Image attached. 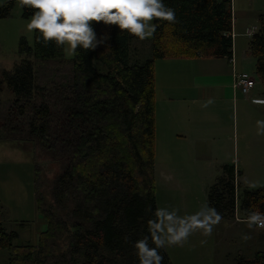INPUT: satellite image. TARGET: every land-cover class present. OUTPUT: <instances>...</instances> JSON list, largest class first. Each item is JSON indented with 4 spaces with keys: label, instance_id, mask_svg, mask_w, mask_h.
<instances>
[{
    "label": "trees",
    "instance_id": "1",
    "mask_svg": "<svg viewBox=\"0 0 264 264\" xmlns=\"http://www.w3.org/2000/svg\"><path fill=\"white\" fill-rule=\"evenodd\" d=\"M164 3L174 9L176 20L153 21L158 27L150 42L151 57L144 63H131L136 37L103 22H89L103 43L94 50L78 47L69 61L64 59V46L45 44L37 30L32 46L24 39L19 42V56L33 61H20L2 74L14 97L9 110L18 118H30V134L48 150L60 147L66 154L54 200L58 206L62 200L69 201L71 210L57 220L44 212L35 189L36 207L47 229L36 246H15L17 233H6L0 220V251L9 252L7 264H138L132 245L147 234V221L156 209L155 62L232 58V0ZM13 8V1L1 7L0 19L8 18ZM34 11L24 8L22 18H31ZM258 23L251 54L264 88V16ZM95 63L105 66L106 73H100ZM53 131H58L54 143L50 141ZM240 199L245 217L264 212V187L244 190ZM208 201L222 220L234 218V167H222ZM63 239L59 248L57 243ZM160 254L162 264H171L164 248ZM236 264H264V253L252 260L238 258Z\"/></svg>",
    "mask_w": 264,
    "mask_h": 264
},
{
    "label": "rangeland",
    "instance_id": "2",
    "mask_svg": "<svg viewBox=\"0 0 264 264\" xmlns=\"http://www.w3.org/2000/svg\"><path fill=\"white\" fill-rule=\"evenodd\" d=\"M9 1L0 0V8ZM232 12L233 18L238 21V29L240 23L247 21L244 29L241 24V29H251L250 32H252L253 27L258 28L259 15L264 14V0H232ZM30 19L22 18L20 0L14 2V8L8 18L0 19V201L4 209V230L8 233L15 232L19 234V239L13 243L15 246L33 245L34 234L42 224L35 221V189L41 195L44 212L52 213L57 220L65 218L71 210L69 201L62 200V206H58L54 200L56 181L67 165L66 154H61L60 147H57L56 151L48 150L35 135H31L28 127L30 118H18L17 115L10 113L9 109H11L10 106L14 97L6 84L3 83V79H1L4 72L12 71L20 61H33L32 58L20 57L18 54L21 39H24L29 46L33 45L34 30L28 31L26 27ZM151 39L152 37L141 41L137 38V41H132L130 49L131 63H134V61L144 63L151 57ZM238 41L242 42V46H244V43H248V40L241 36ZM136 49L140 51L139 56L136 54ZM73 57L71 50L64 46V59L69 61ZM156 64L161 63L157 61ZM94 66L100 73H106L107 71L106 67L99 63H95ZM155 74L157 94L158 98H161L160 93L165 92L164 87L167 83L172 84V82L160 70L155 71ZM248 75L256 82L254 90L264 91L254 71H251V74ZM237 92L238 96L243 98L251 95L249 93L244 96L241 92ZM248 104L238 105L234 109L231 104H226L220 100L217 106L219 105L221 108L216 109L220 115L217 124L219 125L218 129L225 131L226 134L235 135V138L237 137L238 157L241 156L242 129L256 128V121L260 120L257 110L264 109L259 105ZM210 106L212 111L215 104ZM8 110V117L5 118ZM243 110L248 113L247 118L243 116ZM263 111H261V114ZM210 125H215L212 119ZM234 128H236V131ZM57 132L53 131L50 135V141L53 143ZM155 150L157 153L155 164L156 166L162 165L165 172L163 182L157 179L156 208L177 209L178 214L183 216L195 213L205 204L209 205L210 189L222 174L219 173L214 177L205 174L198 182L195 181V176L191 174L193 179L185 182L186 187L180 190V186H176V184L180 185V146L166 140L157 144ZM230 151L231 149H229V153ZM227 157H233L232 151L231 156ZM227 161L229 162L228 158ZM209 166L218 170L219 167H222L213 166L212 164H209ZM245 183L250 186L249 191H256L264 187V180L262 179ZM15 216L26 223L29 222L23 230L12 220ZM238 218L243 221L240 223L234 222V219L220 221L222 223L214 226L210 236H204L198 230L188 238L183 246L165 247L166 257H168L171 264H236L237 254L241 251L248 259H252L251 254L253 252L251 253L247 247L259 242L261 234L264 233L259 229H249L244 223L246 219L244 215L238 216ZM245 233L251 237L247 241L241 239L242 234ZM64 243L65 240L63 239L57 245L60 248ZM5 255L6 251L0 252V264H6Z\"/></svg>",
    "mask_w": 264,
    "mask_h": 264
},
{
    "label": "crops",
    "instance_id": "3",
    "mask_svg": "<svg viewBox=\"0 0 264 264\" xmlns=\"http://www.w3.org/2000/svg\"><path fill=\"white\" fill-rule=\"evenodd\" d=\"M11 1L15 2L16 0H10L9 2ZM261 16H264V14L259 15L258 18ZM246 23L247 21L240 23L238 29V21L236 18H233L231 60L226 58L206 59L200 56L189 60H159L161 64H156L157 61L155 62V71L158 72L160 70L164 72L172 82V84L167 83L164 87L165 92L163 94L160 93L161 98H158L155 80V148L157 144L166 140H170V142L177 143L180 146V185L176 184V186H180V190L186 187L185 182L193 179L191 174L195 176V181L198 182L205 174L213 175V177L219 175V173L221 175L223 166L234 167L236 213L233 219L236 223L243 221L238 216L244 215L240 212V196L244 190H250V186H247L245 182L264 180V135H257V128H243L241 132V156L238 157L237 137L235 138V135L226 134L225 131L219 130V125H217L220 115L216 109L221 108L219 105L217 106L220 100L226 104H231L234 109L238 105H249L248 103L264 107L263 90L258 91L253 89L250 93L251 95H248L249 97L243 98L242 96H238V92L234 88L236 76L251 74V71L255 73L256 61L251 54V37L248 36L251 29L243 30ZM241 24L243 29H241ZM240 36L248 40V43H244V46L241 45L242 42L238 41ZM135 41H137V38ZM139 53L140 51L136 49L137 56H139ZM209 100L212 102L208 103ZM205 104H207L206 107ZM211 104H215V108L212 111L210 110ZM263 110H257L260 120L264 118ZM243 111V116L247 118L248 113H245V110ZM261 111H263L262 114ZM211 119L215 125H210ZM234 130L236 131V128ZM229 149H231L233 157H227L231 156ZM156 158L157 153L155 155ZM155 159L154 180L156 191L157 179L163 182L165 172L162 165L156 166ZM209 164L222 167H219L218 170L210 168ZM0 206V220L4 229V209L1 201ZM35 212V221L42 224L36 230L33 245L31 246L38 244L40 235L47 229V223L38 212L36 206ZM12 220L21 230L29 223L16 216ZM260 230L264 233V229ZM5 232L8 233L7 231ZM17 235L19 239V234L17 233ZM261 235L259 242L252 244L251 247H247L251 253L253 252L251 254L252 259L257 254L264 253V234ZM237 256V258L252 260L244 256L241 251L238 252ZM9 259L10 254L6 251L4 259L6 264Z\"/></svg>",
    "mask_w": 264,
    "mask_h": 264
},
{
    "label": "clouds",
    "instance_id": "4",
    "mask_svg": "<svg viewBox=\"0 0 264 264\" xmlns=\"http://www.w3.org/2000/svg\"><path fill=\"white\" fill-rule=\"evenodd\" d=\"M21 9H35L26 25L28 31L37 30L45 44L67 46L73 55L79 47L94 50L103 43L97 39L90 21L116 25L143 41L151 38L158 25L154 20L175 23L174 9L164 0H20ZM106 39V38H105ZM212 101L209 100L208 103ZM207 104H205V107ZM257 135H264V120L256 121ZM222 220L220 213L207 204L189 215H179L177 209L156 208L147 221V234L133 242L138 264H162L160 250L167 246H183L196 231L210 236ZM244 223L249 229H264V212H250ZM249 234L241 239L249 240Z\"/></svg>",
    "mask_w": 264,
    "mask_h": 264
},
{
    "label": "built area",
    "instance_id": "5",
    "mask_svg": "<svg viewBox=\"0 0 264 264\" xmlns=\"http://www.w3.org/2000/svg\"><path fill=\"white\" fill-rule=\"evenodd\" d=\"M258 28H253L252 32L248 34L249 37H252ZM256 82L248 74H240L236 76L234 88L236 91L241 92L244 96H247L252 89H254Z\"/></svg>",
    "mask_w": 264,
    "mask_h": 264
}]
</instances>
